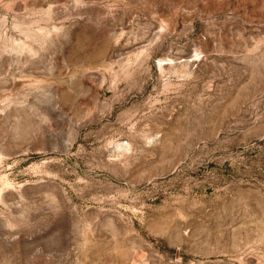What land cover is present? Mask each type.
<instances>
[{"label": "rangeland", "instance_id": "1", "mask_svg": "<svg viewBox=\"0 0 264 264\" xmlns=\"http://www.w3.org/2000/svg\"><path fill=\"white\" fill-rule=\"evenodd\" d=\"M0 264H264V0H0Z\"/></svg>", "mask_w": 264, "mask_h": 264}]
</instances>
